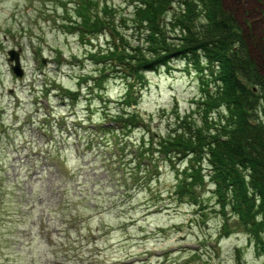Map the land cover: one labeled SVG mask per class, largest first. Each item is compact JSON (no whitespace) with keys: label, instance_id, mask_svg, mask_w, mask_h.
<instances>
[{"label":"rangeland","instance_id":"obj_1","mask_svg":"<svg viewBox=\"0 0 264 264\" xmlns=\"http://www.w3.org/2000/svg\"><path fill=\"white\" fill-rule=\"evenodd\" d=\"M95 1L124 16L132 10L130 0ZM62 2L0 0V264H262L264 253L236 218H227L231 233L218 238L213 186L197 189L199 208L173 193L183 163L154 154L136 169L137 129L120 139L121 154L111 134L104 144L87 133L108 120L104 112H114L126 81L109 72L93 84L101 66L90 55L107 40L72 32ZM225 4L243 29L264 35V0ZM10 49L19 53L21 77ZM169 68L147 73L135 107L153 139L166 133L174 106L179 115L193 110L201 92L192 66ZM60 86L79 96L63 98Z\"/></svg>","mask_w":264,"mask_h":264},{"label":"trees","instance_id":"obj_2","mask_svg":"<svg viewBox=\"0 0 264 264\" xmlns=\"http://www.w3.org/2000/svg\"><path fill=\"white\" fill-rule=\"evenodd\" d=\"M67 3L73 8L65 7ZM130 3L132 10L124 16L95 0L62 2L72 32L80 37L104 35L107 40L104 50L90 55L101 66L100 75L90 77L93 84L99 87L105 83L109 72L126 81L114 112H104L108 120L91 128L97 132L89 129L87 133H97L101 140L111 134L116 141L113 149L121 154L126 146L120 139H129L137 129L142 134L132 141L136 169L154 154L174 167L183 163L173 189L178 199L189 200L199 208L197 189L213 186L212 195L221 215L218 238L231 233L227 218L234 217L254 242L255 252L263 254L264 35L243 29L225 0ZM175 61L196 70L201 92L192 101L193 110L179 115L174 106L173 122L164 135L153 139L148 137L145 119L135 107L148 82L147 73L168 69ZM58 88L63 98L76 100L79 96L77 90ZM135 168L129 176L138 173Z\"/></svg>","mask_w":264,"mask_h":264},{"label":"water","instance_id":"obj_3","mask_svg":"<svg viewBox=\"0 0 264 264\" xmlns=\"http://www.w3.org/2000/svg\"><path fill=\"white\" fill-rule=\"evenodd\" d=\"M7 55H8V61L12 62L11 69L13 73L15 74V76L21 77L22 69L19 60V53L14 49H10L7 51Z\"/></svg>","mask_w":264,"mask_h":264}]
</instances>
